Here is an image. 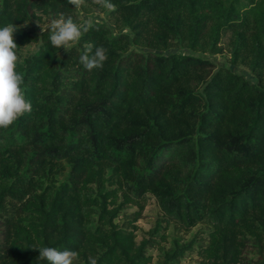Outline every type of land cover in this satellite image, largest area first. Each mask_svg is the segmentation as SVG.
Instances as JSON below:
<instances>
[{"label": "trees", "instance_id": "1", "mask_svg": "<svg viewBox=\"0 0 264 264\" xmlns=\"http://www.w3.org/2000/svg\"><path fill=\"white\" fill-rule=\"evenodd\" d=\"M112 2L109 17L128 33L95 23L68 52L48 29L33 36L24 26L61 11L82 21L67 0H0V27L23 26L17 71L33 106L0 129L11 138L0 147V264H49L33 248L46 246L76 250L75 264H152L146 248L160 227L139 243L116 222L130 204L140 217L149 196L167 228L209 226L199 264H264V0ZM226 34L230 63L255 82L159 53L219 54ZM32 42L37 51L21 59ZM85 45L108 49L102 69L80 63ZM193 244L173 242L157 264H180Z\"/></svg>", "mask_w": 264, "mask_h": 264}, {"label": "clouds", "instance_id": "2", "mask_svg": "<svg viewBox=\"0 0 264 264\" xmlns=\"http://www.w3.org/2000/svg\"><path fill=\"white\" fill-rule=\"evenodd\" d=\"M67 3L79 10L86 6V0H67ZM92 3L108 12L116 10L112 0H92ZM96 26L92 18L80 22L70 14L63 11L51 19L48 30L49 40L53 47L63 48L70 52L73 46L79 43L82 37ZM20 27L9 23L0 27V129H7L26 113H31L32 103L26 99L23 89L24 76L17 71L19 56L17 43L14 39ZM44 31L43 28H41ZM109 59L108 49L104 46L93 48L85 45V51L80 55L79 61L91 72L102 69ZM39 249V260H47L49 264H75L79 258L76 250H60L54 247H33ZM88 264H97V260L89 256Z\"/></svg>", "mask_w": 264, "mask_h": 264}, {"label": "rangeland", "instance_id": "3", "mask_svg": "<svg viewBox=\"0 0 264 264\" xmlns=\"http://www.w3.org/2000/svg\"><path fill=\"white\" fill-rule=\"evenodd\" d=\"M79 13L81 15L82 20L87 18H92L95 23L105 24L109 29H111L113 35H119L123 33H128V30L124 28H119L114 25V21L109 17V12H100L96 8L88 7L85 9L82 7L79 9ZM50 21H34L30 24L24 25L25 28L32 33L33 36L36 34H41L44 30L48 29ZM38 49V45L36 42H32L25 46L21 53V59L28 57L30 54L36 52ZM141 51L144 49L138 48ZM173 52H180L184 54H191L195 56H199L201 58L209 59L212 63H214L218 67H226L231 69L232 71L244 75L247 79L255 82V78L249 72V70L243 66H233L230 63V34H226L222 40V52L219 54H209V53H197L191 52L187 49H172L166 52H159L161 54H169ZM8 132V133H7ZM0 135V147L6 148L7 145L11 142L10 131H7ZM10 141V142H9ZM29 165V164H28ZM34 167H36V163L32 164L30 167L27 166L25 171L30 172ZM63 176H66V173L63 171L59 176L61 181H63ZM144 211L138 217L139 208L133 204L127 205L124 207L116 220L118 225L125 230H135V234L137 235V240L139 243L148 239L151 236V232L155 230L158 226L160 227L159 231L154 233V240H157V244L155 246H147L146 252L148 256H152L154 258L153 263H159L160 254L168 251L172 248V243L177 242L179 245L188 244L193 241V247L191 251L187 252L183 260L180 264H199L201 262V258L199 256L200 249L204 248L208 244V233L209 226L205 224H200L196 228H194L190 233H183L179 231L177 227L173 224L167 228V224L164 222L163 215L160 211L157 201L154 197L149 196L144 202ZM167 235V239L163 240L162 235Z\"/></svg>", "mask_w": 264, "mask_h": 264}]
</instances>
